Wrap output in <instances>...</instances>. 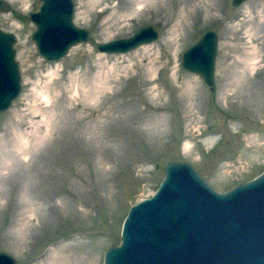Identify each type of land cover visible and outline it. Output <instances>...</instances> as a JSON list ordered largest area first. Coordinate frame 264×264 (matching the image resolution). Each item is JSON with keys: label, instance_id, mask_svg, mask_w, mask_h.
I'll list each match as a JSON object with an SVG mask.
<instances>
[{"label": "rangeland", "instance_id": "obj_1", "mask_svg": "<svg viewBox=\"0 0 264 264\" xmlns=\"http://www.w3.org/2000/svg\"><path fill=\"white\" fill-rule=\"evenodd\" d=\"M5 2L21 93L0 112V251L15 264H103L166 162L192 165L220 193L262 174L264 0H73L89 39L51 63L30 39L40 0ZM145 25L153 42L96 47ZM208 29L212 87L180 63Z\"/></svg>", "mask_w": 264, "mask_h": 264}, {"label": "water", "instance_id": "obj_2", "mask_svg": "<svg viewBox=\"0 0 264 264\" xmlns=\"http://www.w3.org/2000/svg\"><path fill=\"white\" fill-rule=\"evenodd\" d=\"M72 1L40 0L37 10L29 13L30 39L40 59L56 62L72 46L88 41L89 31L72 22ZM242 1L231 0V5ZM1 11H8L5 0H0ZM48 34L50 37H43ZM216 35L206 30L180 60L184 72L199 75L210 87L214 84ZM157 37L153 27L145 25L130 37L96 47L101 54H122ZM14 44L13 34L0 30V57L10 81L6 96L0 97L1 113L21 93ZM163 167L157 190L128 208L120 242L104 251L103 264H264V170L220 193L186 162L169 161ZM15 261L0 251V264Z\"/></svg>", "mask_w": 264, "mask_h": 264}, {"label": "bare ground", "instance_id": "obj_3", "mask_svg": "<svg viewBox=\"0 0 264 264\" xmlns=\"http://www.w3.org/2000/svg\"><path fill=\"white\" fill-rule=\"evenodd\" d=\"M47 33H49V30L48 29H47ZM50 33H52V29H50ZM58 33L59 32L57 31L56 34H58ZM48 36L50 37V34H48L47 36H44L43 35L44 38H46ZM0 64H1V66H0V97L2 98V97H5L6 96V93L9 90L10 81H9V78H8L9 75H7V72L5 71V69L3 67L4 66V63L2 62L1 57H0Z\"/></svg>", "mask_w": 264, "mask_h": 264}]
</instances>
